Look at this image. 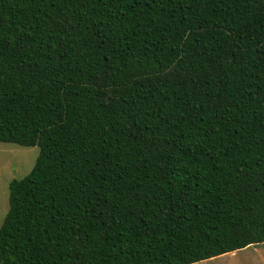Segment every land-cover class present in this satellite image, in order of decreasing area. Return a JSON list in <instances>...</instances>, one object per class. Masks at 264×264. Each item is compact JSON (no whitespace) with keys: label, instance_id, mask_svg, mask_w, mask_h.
Here are the masks:
<instances>
[{"label":"trees","instance_id":"obj_1","mask_svg":"<svg viewBox=\"0 0 264 264\" xmlns=\"http://www.w3.org/2000/svg\"><path fill=\"white\" fill-rule=\"evenodd\" d=\"M0 264H195L264 244V0H0Z\"/></svg>","mask_w":264,"mask_h":264},{"label":"rangeland","instance_id":"obj_2","mask_svg":"<svg viewBox=\"0 0 264 264\" xmlns=\"http://www.w3.org/2000/svg\"><path fill=\"white\" fill-rule=\"evenodd\" d=\"M39 151L37 146L23 147L0 142V227L9 211V184L30 173ZM195 264H264V244Z\"/></svg>","mask_w":264,"mask_h":264}]
</instances>
